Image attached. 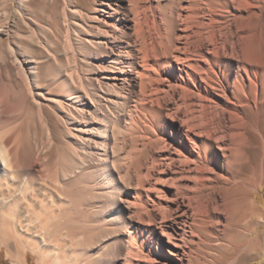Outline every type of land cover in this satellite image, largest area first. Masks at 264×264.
<instances>
[{
	"label": "bare ground",
	"instance_id": "obj_1",
	"mask_svg": "<svg viewBox=\"0 0 264 264\" xmlns=\"http://www.w3.org/2000/svg\"><path fill=\"white\" fill-rule=\"evenodd\" d=\"M60 11L75 28L62 23L61 46L60 26L47 23L55 78L40 88L31 61L0 76V238L24 203L45 211L41 229L71 239L55 248L59 257L73 249L72 264H222L261 253L264 135L260 168H237L264 95V0H63ZM48 104L68 135V170L56 168L58 151L46 168Z\"/></svg>",
	"mask_w": 264,
	"mask_h": 264
},
{
	"label": "rangeland",
	"instance_id": "obj_2",
	"mask_svg": "<svg viewBox=\"0 0 264 264\" xmlns=\"http://www.w3.org/2000/svg\"><path fill=\"white\" fill-rule=\"evenodd\" d=\"M78 1L84 6L92 3V0ZM62 8L63 0H26L25 3H23V1L20 2V0H0V76L5 74L4 68L6 67L9 68L10 66L12 67V65L17 66L18 62H22V64L26 67L27 62L31 61L32 64L30 63L29 66L34 69L36 73L35 75L38 76L40 88H44V85L47 81L50 82L53 78H55L57 73V66H55L56 69H47V64L45 63L48 62V58L46 56V49L44 44H46V40L48 39L46 32L47 23L50 18L54 19V24H57L58 27L60 26V32L57 33V36L59 37V44H61V46L63 42L62 38L64 37L63 24L66 22L74 27V18H71L70 22L64 21L63 14L61 15L60 11L62 10ZM59 33L61 35H59ZM256 44L259 50L262 51V47L264 46V34L261 36V38L256 37ZM59 56L62 61L61 53H59ZM63 61L65 63L66 60L63 58ZM65 68L66 67H64L62 71L68 72L70 67H68V69ZM257 85L261 88H264V73L260 75V79L258 80ZM256 100L257 108L254 110V115L251 116L250 119L256 126L258 132H253L248 135L250 145L244 152L243 165L237 168L239 172L242 171L240 172L242 174H247V172L251 173L255 168H260L261 160L263 159L261 135H264V95L259 92V94L256 96ZM42 102L47 104L45 101ZM53 106L54 105L52 104L43 106V114H45L43 115V117L50 127L53 137L52 142L54 143V147L52 152H50L48 158L49 161L46 168L52 166L51 160L52 162H54L55 156L57 158L56 152L58 151L63 159L61 157V160L57 163L56 168L59 167L60 170H68L67 168H69L70 164L68 151L71 150V146L69 144L68 135L65 132V129H63V126L59 125L57 121L58 115L54 111ZM45 151L46 150H44V152ZM239 168L241 170H239ZM45 180V185L46 183L50 185L49 178H46ZM81 181V184H83L81 186H83V189L86 188L85 190H87V192L84 190L85 194H88L90 186L84 187V185L87 184L89 179H85L86 183L84 182V180ZM41 182L42 181H39L40 184ZM18 184L20 185V183ZM22 184L23 182H21V185L18 187L19 189L22 188ZM43 185L44 184L42 183V186ZM19 189L15 194L17 197L21 195V193H19L21 192V190ZM48 192L50 194V191ZM89 193L91 194V192ZM90 194H88V197ZM255 202L256 206L259 208V211L263 213V221L259 222L258 229L254 233V237L257 236L258 239H261L260 242H263V245H261L262 247L257 249H261L262 252L258 253L260 252V250L254 254H248L246 250L235 252L236 254L233 253L231 255H225L224 259L222 260V264H264V187H262L258 192L255 193ZM11 212L10 222L13 223L12 225H10L11 229L9 228L10 230H7L10 237L5 241L0 238V264H72L74 262L76 258L72 256L73 249L69 250V253L67 252L65 256L62 255V257H59L57 252V248L58 250L62 248L63 244L66 241H68L66 243H71V239L68 237L65 240L63 239L64 237H59V235L58 238L56 234L60 233L54 228H49L46 230L40 228L38 220H40L45 211H42L40 209L32 211L27 210L25 204L22 203L18 209ZM57 243L60 244L58 245L61 246L60 248L57 247ZM17 248L21 255V262L19 263H17L16 260L12 257L13 254H16ZM55 250L57 253L55 252ZM93 250L94 249L89 248L86 251V254L88 255H85L86 259L88 257L87 260H90L89 258L91 256L89 255H92ZM82 258L81 262L83 261ZM232 258L234 260H232ZM227 261L228 263H226ZM83 263L85 264V262ZM193 264H196L195 260L193 261Z\"/></svg>",
	"mask_w": 264,
	"mask_h": 264
}]
</instances>
